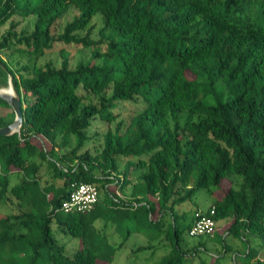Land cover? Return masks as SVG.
I'll list each match as a JSON object with an SVG mask.
<instances>
[{"label":"trees","instance_id":"trees-1","mask_svg":"<svg viewBox=\"0 0 264 264\" xmlns=\"http://www.w3.org/2000/svg\"><path fill=\"white\" fill-rule=\"evenodd\" d=\"M72 5L78 13L56 31ZM29 16L31 28H19ZM55 41L95 47L74 66L65 51L59 65L38 63ZM9 79L21 96L23 122L19 132L0 134V203L16 207L0 213V264L111 263L123 242L100 237L94 222L114 211L119 220L123 208L108 212L97 201L88 212L62 211L73 180L91 181L106 196L110 182L121 190L132 182L137 205L125 212L148 241L133 251L171 244L156 264L185 263L190 248L181 234L191 221L179 223L187 214L180 206L195 202L201 189H220L203 209L215 208L212 235L225 219L223 232L245 242L242 264H260L264 0H0V87ZM137 98L143 107L111 126L117 101ZM184 108L199 117L180 120ZM13 118L0 97V126ZM98 118L107 127L92 150L87 143Z\"/></svg>","mask_w":264,"mask_h":264},{"label":"rangeland","instance_id":"rangeland-1","mask_svg":"<svg viewBox=\"0 0 264 264\" xmlns=\"http://www.w3.org/2000/svg\"><path fill=\"white\" fill-rule=\"evenodd\" d=\"M78 13V9L74 7V5L70 6L69 10L64 13L56 22L57 27L56 31H62L64 24L70 20L75 14ZM19 19L20 17L17 16ZM93 23L94 27L90 31V38L97 40L100 37L99 33V27L101 26V15L100 13H96L93 18ZM32 21H33V16H29L28 18L21 20L19 24V28L22 27H27L31 28L32 26ZM81 34L85 33V30L80 31ZM94 44L91 45L90 47H85L81 43H75V42H70V43H65L62 41H55L53 45L50 48H45L44 52L37 58V62L40 64H43L44 62L51 60L53 61L54 64L59 65L62 59V52H67L69 56V61H70V66H74L76 62L79 59H87L91 55V51L94 48ZM100 50H105V44L99 43ZM109 92V90H108ZM145 104V101L142 98H137L135 100H120L117 101L114 109V112L118 114L117 118L111 122V126H114L116 121L119 118L125 119V121H128L130 116L134 114L135 112H138L143 105ZM199 117V114L193 111H190L187 108H184L181 111L180 114V120H185L186 118H189L191 120H195ZM92 126L90 128V134H92V138L90 141H88L87 146L94 150L96 146L101 145L102 143V132L106 129L107 123L102 121L101 119H95L92 122ZM96 132V133H95ZM235 177V185L239 184V180H241V176L236 174L233 175ZM230 183L229 179H225L224 183ZM61 183L60 181H57ZM100 190V203H99V209H107V202H106V193L104 189H99ZM199 193H202L203 195L200 196V198H203L205 193H208V189L204 188L201 189ZM199 202V203H198ZM198 202H186L181 205V209H186L187 214L185 217H181L179 219V223L181 225H185L188 220H189V215L191 209L194 208V206L200 205L201 206H206L208 204L207 202H204L203 200L198 201ZM16 207L13 206V204L8 203V202H3L0 203V213H7V212H12L15 211ZM99 219L100 222H97L98 220L95 221V226L99 227V236L100 237H106L108 242H112L114 239L113 233L111 232V228L114 226L113 225V220L112 219H107L105 220L104 218H97ZM120 222V227L122 230H125L129 227L131 229L136 228V224L134 222L127 221L125 217L118 218ZM226 222L225 219H221L218 221V225L220 228L218 231L215 233V235H197V236H191L187 233V230L184 229L181 234V244H197L199 241H203V246L200 249H198V254L195 255V260L192 262V264H217V263H224V264H232V262L228 259L232 256L230 255H225L224 250H223V237H224V232L222 227H224V223ZM106 223V224H104ZM128 223V224H127ZM130 224V225H129ZM56 234V232L54 231ZM116 235V234H115ZM118 235V233H117ZM57 238H60V240H67V236L64 234H61L60 232L56 234ZM113 236V237H112ZM130 240H126L123 244V246L117 250L116 254L114 255L111 263H108L107 261H102L101 264H156V262L159 260V258L168 252L171 244L170 242L167 243L164 247L159 246L157 249L153 251V253L150 252L151 249H143V250H138V251H133V254H131V250L129 249V245H134L138 246L140 244H146L148 243L147 237L143 236L141 233L139 234L138 232L136 233H131L129 236ZM73 241V240H72ZM225 241L227 243H233L234 241H237V238H235L233 235H228L227 238H225ZM238 243H242L243 246L245 247V242L243 240L239 241ZM192 253V248L190 249V252ZM217 261V262H216ZM188 264V259L186 258L185 263Z\"/></svg>","mask_w":264,"mask_h":264},{"label":"crops","instance_id":"crops-1","mask_svg":"<svg viewBox=\"0 0 264 264\" xmlns=\"http://www.w3.org/2000/svg\"><path fill=\"white\" fill-rule=\"evenodd\" d=\"M123 163H124V159L120 160V168L123 166ZM120 175V174H119ZM123 177V176H121ZM130 178H132L133 181H137V177H134V175L130 176ZM132 182H128L124 187L123 189H119L116 185H115V182H110L109 183V186H108V190L109 191H112V192H108L107 196H106V202H107V211L110 212V210H115L117 208H120L122 207L123 208V216L122 217H125L127 219V221H130L131 222H134L136 223V220L134 217H131L127 212L125 211H131L133 209H135L136 207V202L133 200V195L131 193L132 191ZM201 190L197 191L196 193V196H195V202H198V201H201L203 200L204 202H207L208 204H206V206H201L200 205H195L193 209H191L190 211V215H189V221H191V216H192V212L196 209V208H199V209H206L210 203L213 201V199L216 197V196H219L221 195V191L220 189H216L213 193L210 192V190H208V193H205V195L203 196V198H200V196H202L203 194L202 193H199ZM140 195V194H139ZM100 190H99V193H98V202L100 203ZM140 202H143V201H140ZM99 203H97V207H99ZM128 203V205H127ZM199 203V202H198ZM128 206V208H126ZM181 207V206H180ZM104 212V210H103ZM115 214L119 215L118 211H114V214H109L107 217H108V220L109 219H112L113 221V227L111 228V232L113 233V236H114V239L112 242H110L111 244L113 245H117L119 244L120 242H124L126 240H130L129 239V236L131 235V233H136L138 232L139 234L141 233L143 236L147 237L146 235V232H145V229L143 228H139L136 226V228L134 229H131V228H127L126 231L125 230H122V228L120 227V222L119 220H117ZM98 218H104L103 215H100ZM98 220L97 222H100L99 219H96ZM95 220V221H96ZM95 224V222H94ZM106 224V223H104ZM128 224V223H127ZM130 225V224H129ZM217 226H218V229L220 228V226L218 225V222H217ZM227 226L226 223H224V227H222V229H224L225 227ZM97 227V226H96ZM118 233V235H117ZM116 234V235H115ZM225 237L227 238L228 235H231V234H227L226 232L224 233ZM112 236V237H113ZM235 237V236H234ZM237 238L238 242L241 241L240 238L238 237H235ZM237 241H234L233 243H226L228 244L230 247L227 249L225 246L223 248L224 250V254L225 255H230V253H232L231 257L228 259V261L230 260L232 262V264H242V261L240 259V254L245 250V247L243 246L242 243H238ZM122 244V246H123ZM193 245L195 244H192V245H185L184 247L185 248H192ZM121 246V247H122ZM134 245H129V249L132 251L131 254H133V247ZM120 247V248H121ZM136 247V246H135ZM203 248L204 246H200V248ZM118 248V250L120 249ZM198 248V249H200ZM205 248V247H204ZM201 250V249H200ZM151 252V250H150ZM195 252V250H194ZM118 253V252H117ZM197 253H198V250H197ZM195 255L196 254H191V253H188L187 257H188V264H192V262L195 260ZM217 262V261H216ZM217 264H224L222 262L220 263H217Z\"/></svg>","mask_w":264,"mask_h":264},{"label":"built area","instance_id":"built-area-1","mask_svg":"<svg viewBox=\"0 0 264 264\" xmlns=\"http://www.w3.org/2000/svg\"><path fill=\"white\" fill-rule=\"evenodd\" d=\"M98 186L91 181H71L66 197L60 204L64 212H88L98 200ZM215 211L211 206L208 211L196 209L192 213L191 224L187 233L191 236L212 235L216 228V220L213 217ZM260 264H264V252L259 256Z\"/></svg>","mask_w":264,"mask_h":264},{"label":"water","instance_id":"water-1","mask_svg":"<svg viewBox=\"0 0 264 264\" xmlns=\"http://www.w3.org/2000/svg\"><path fill=\"white\" fill-rule=\"evenodd\" d=\"M0 97L4 98L14 111V118L8 124L0 126V134H10L19 132L23 122L21 96L14 89L11 79L8 80L7 87H0Z\"/></svg>","mask_w":264,"mask_h":264},{"label":"bare ground","instance_id":"bare-ground-1","mask_svg":"<svg viewBox=\"0 0 264 264\" xmlns=\"http://www.w3.org/2000/svg\"><path fill=\"white\" fill-rule=\"evenodd\" d=\"M4 87H7V86H4Z\"/></svg>","mask_w":264,"mask_h":264}]
</instances>
